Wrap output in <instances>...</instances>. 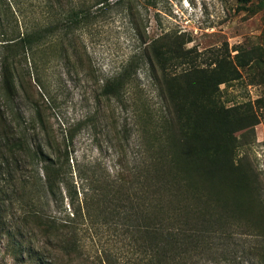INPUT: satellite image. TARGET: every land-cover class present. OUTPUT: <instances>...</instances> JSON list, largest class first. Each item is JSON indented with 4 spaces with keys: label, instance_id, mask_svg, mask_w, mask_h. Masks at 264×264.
<instances>
[{
    "label": "trees",
    "instance_id": "trees-1",
    "mask_svg": "<svg viewBox=\"0 0 264 264\" xmlns=\"http://www.w3.org/2000/svg\"><path fill=\"white\" fill-rule=\"evenodd\" d=\"M16 1L0 0V256L6 264H197L200 249H210L234 224L264 233L260 176L236 154V135L258 121L239 107L226 108L220 96V86L238 80L245 62L236 56L238 66L226 60L195 66L171 34L131 57L104 82L103 95L119 99L141 63L162 113L141 116L143 155L136 164L123 167L119 160L112 180L92 168L79 200L70 186L68 145L52 135L33 100L31 70L37 72V53L55 43H68L74 56L77 31L106 8H123L134 21V7L131 0H42L49 23L20 32ZM256 1L264 9V0ZM183 65L188 68L177 72ZM18 100L33 117L23 118Z\"/></svg>",
    "mask_w": 264,
    "mask_h": 264
},
{
    "label": "rangeland",
    "instance_id": "rangeland-1",
    "mask_svg": "<svg viewBox=\"0 0 264 264\" xmlns=\"http://www.w3.org/2000/svg\"><path fill=\"white\" fill-rule=\"evenodd\" d=\"M131 2L134 21L123 8H106L92 25L77 31L74 56L68 43L62 48L55 43L37 53V72L31 70L33 100L52 135L68 145L70 186L77 191L79 200L84 176L92 168L112 180L122 167L119 160L123 167L131 168L143 155L145 126L141 116L145 111L153 118L162 113V102L148 67L139 63L134 81L119 99L104 96L102 86L131 57L167 34L179 37L183 49L190 52L186 60L195 66L212 68L215 60L238 66L236 56L246 63L245 69L238 68V80L220 86V96L226 108L239 107L256 116L255 127L236 135V154L259 174L264 198V9L257 7L256 0L245 6L237 0ZM16 3L20 10L15 8L14 15L20 32L49 23L42 0ZM77 55L85 62L78 64ZM187 68L183 65L176 71ZM17 104L24 119L33 117L27 103L18 100ZM65 205L69 206L67 198ZM214 238L210 249H200L197 264H264V233L239 223ZM104 241L112 250L117 247L107 237ZM88 246L89 251L92 247L90 243ZM4 259L0 256V264L10 263Z\"/></svg>",
    "mask_w": 264,
    "mask_h": 264
}]
</instances>
